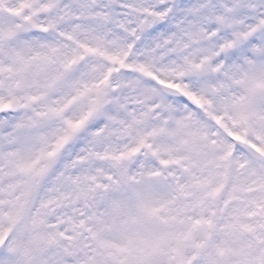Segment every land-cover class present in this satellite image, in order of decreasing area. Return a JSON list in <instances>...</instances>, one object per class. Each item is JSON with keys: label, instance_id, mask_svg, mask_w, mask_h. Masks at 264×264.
Wrapping results in <instances>:
<instances>
[{"label": "snow or ice", "instance_id": "6c2138e0", "mask_svg": "<svg viewBox=\"0 0 264 264\" xmlns=\"http://www.w3.org/2000/svg\"><path fill=\"white\" fill-rule=\"evenodd\" d=\"M0 264H264V0H0Z\"/></svg>", "mask_w": 264, "mask_h": 264}]
</instances>
